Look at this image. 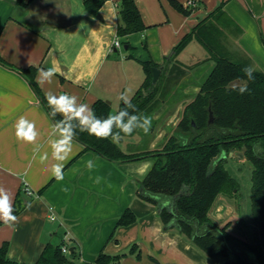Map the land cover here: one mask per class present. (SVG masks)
<instances>
[{
    "label": "crops",
    "instance_id": "crops-1",
    "mask_svg": "<svg viewBox=\"0 0 264 264\" xmlns=\"http://www.w3.org/2000/svg\"><path fill=\"white\" fill-rule=\"evenodd\" d=\"M23 1L0 0V57L11 65L0 63V187L12 197L13 207L18 192L24 204L16 222L1 220L0 246L7 242L8 257L28 264L35 263L48 244H62L85 262H95L104 252L126 253L118 264H214L192 239L171 224L166 226L155 203L140 197L139 182L152 168V158L112 161L74 139L64 162L63 180L52 176L51 165L56 161L48 141L54 138L55 120L21 69L36 68L35 81L44 97L48 91L67 93L92 109L98 100L111 105L117 101L119 108L120 94L127 91L131 99L145 80L140 62L153 60L162 66L223 0H196L199 5L190 14L177 9L171 0H135L147 28L126 36L118 35L120 0H107L98 14L87 10L85 0H58L56 4L40 0L33 7V0ZM177 1L187 7L191 0ZM224 10L229 20L222 52L264 72V0H226ZM28 15L41 25L28 22ZM116 40L122 45H114ZM204 53L191 41L178 60L190 65ZM49 67L57 73L52 83L39 84L38 70ZM199 89L190 85L185 93L197 94ZM193 97L162 120L171 104L165 101L153 114L157 123L161 121L156 131L143 136L136 130L123 136L120 147L128 152L161 147ZM21 116L34 121L40 133V153L35 159L34 145L15 137L14 125ZM45 152L49 158L40 163L39 155ZM89 160L94 164L91 169L86 166ZM127 209L136 215L135 222L118 226Z\"/></svg>",
    "mask_w": 264,
    "mask_h": 264
},
{
    "label": "trees",
    "instance_id": "trees-1",
    "mask_svg": "<svg viewBox=\"0 0 264 264\" xmlns=\"http://www.w3.org/2000/svg\"><path fill=\"white\" fill-rule=\"evenodd\" d=\"M106 1L85 0V6L91 13L98 14ZM23 2L19 0V3ZM171 2L185 14H190L199 5L196 0L187 7L177 0ZM225 3L226 0H223L216 10L200 21L174 48L172 54L164 59L162 66L153 60L140 62L146 77L131 98L137 109L133 114L153 118L154 112L170 97L159 96L161 85L163 81L179 78L182 65L179 64L178 55L191 41L197 42L214 61V65L202 74L203 81L198 93L185 104L177 126L161 147L128 152L119 143H113L111 138L98 139L79 131L75 140L82 143L85 149L93 150L112 161L152 158V168L139 182L140 197L155 203L166 226L171 224L192 239L213 259L214 264H264V72L254 70V79L249 80L244 72L249 66L230 59L222 52L225 24L229 20L224 10ZM118 16L119 36L143 32L147 28L135 0H120ZM0 63L11 66L1 57ZM160 66L161 75L153 83L152 69ZM172 68L175 75H168ZM21 71L30 79L50 112L35 81L36 68ZM236 80L241 83L235 84ZM243 86L247 87V91L241 94L239 88ZM123 107L122 101L117 112ZM93 110L97 117L106 118L112 114V105L105 100H98ZM210 113L214 117L212 122ZM59 119L61 117L58 114L55 120ZM156 125V120L152 119L148 134L137 131L148 136L154 133ZM231 150L243 152L253 164L252 242L227 231L226 226L220 229L210 214L217 198L230 194L237 186L222 157L223 152L229 153ZM14 209L16 216L24 209L21 192L16 196ZM135 220L134 212L127 209L118 226L130 225ZM2 223L0 220V225ZM8 248L7 242L0 246V264H28L10 259ZM232 251L234 257L227 261ZM69 254L63 252L62 244H48L39 259L32 264H118L127 255L102 252L95 262H85L79 260L76 251Z\"/></svg>",
    "mask_w": 264,
    "mask_h": 264
},
{
    "label": "clouds",
    "instance_id": "clouds-1",
    "mask_svg": "<svg viewBox=\"0 0 264 264\" xmlns=\"http://www.w3.org/2000/svg\"><path fill=\"white\" fill-rule=\"evenodd\" d=\"M117 47L119 44L117 43ZM254 69L246 67L245 75L249 80L254 79L252 73ZM56 69L49 67L38 70L39 84L52 83L56 76ZM247 91V87L239 88V92L243 94ZM47 106L50 109L49 115L55 120L59 114L61 119L55 120L52 127V136L48 144L51 148V158L56 161L51 165V174L57 180H63V169L65 161L68 160L73 147V140L77 136L78 131L87 132L90 136L98 139H109L113 143H118L123 136H129L136 130H142L144 134H148L152 126V117L147 115L133 114L137 111L136 106L131 102L128 92L120 94L119 99L123 101L124 107L116 114H109L106 118L96 116L94 110L86 103H78V97L67 93L57 95L52 91L45 93ZM131 110V111H129ZM15 137L17 141L34 145L33 158L40 153V145L37 144L40 133L37 131L34 121L21 116L16 124ZM123 134V136H122ZM48 153L39 155L40 163L48 160ZM89 169L94 167L93 161L89 160L86 165ZM99 182V178H97ZM27 183V181H25ZM30 207V203L27 205ZM12 197L3 188L0 187V220L5 224H11L17 221L14 214Z\"/></svg>",
    "mask_w": 264,
    "mask_h": 264
},
{
    "label": "rangeland",
    "instance_id": "rangeland-1",
    "mask_svg": "<svg viewBox=\"0 0 264 264\" xmlns=\"http://www.w3.org/2000/svg\"><path fill=\"white\" fill-rule=\"evenodd\" d=\"M37 2L38 4L41 3L40 0H33L31 7ZM50 2L56 4L58 0H50ZM31 9L32 13L36 14V11L33 10V8ZM194 61L195 62L190 65L180 62L179 64L182 65V73L179 78H171L170 80L163 81L160 91L161 94L159 96H170L167 101L171 104L168 112H166L162 120L166 119L169 115L172 116L175 113L174 111L176 108L180 106L184 100L196 95L195 93H185L186 88L190 85L199 86L203 81V77H201L202 74L214 65V61L211 60L206 52L202 56H198ZM175 73L176 72L172 68L168 75H175ZM234 83L239 84L241 81L236 80ZM117 108L118 102L115 101L112 103L111 113L115 114ZM160 122L161 121L157 123L158 125H156L155 131ZM240 154L241 152L233 150L229 153L223 152L222 157L225 160V167L230 175L237 181V186L230 194L220 195L217 198L212 206L210 214L220 229L226 226L227 231L238 235L246 241L252 242L254 232L251 204V176L253 164L248 157H241Z\"/></svg>",
    "mask_w": 264,
    "mask_h": 264
},
{
    "label": "water",
    "instance_id": "water-1",
    "mask_svg": "<svg viewBox=\"0 0 264 264\" xmlns=\"http://www.w3.org/2000/svg\"><path fill=\"white\" fill-rule=\"evenodd\" d=\"M26 20L34 25L40 26L42 22H40L37 18H35L32 15H28ZM127 48V46H126ZM153 83H156L161 75L162 72V67H153ZM214 120L213 114L210 113V122ZM240 156H244L243 152H241ZM234 257V251L230 253L229 258H227V261H231Z\"/></svg>",
    "mask_w": 264,
    "mask_h": 264
},
{
    "label": "built area",
    "instance_id": "built-area-1",
    "mask_svg": "<svg viewBox=\"0 0 264 264\" xmlns=\"http://www.w3.org/2000/svg\"><path fill=\"white\" fill-rule=\"evenodd\" d=\"M192 2H193V0H191V1H190V4H191ZM117 43L119 44V46H121V45H122V44H121V43H120L118 40H116V41L114 42V45H116V46H117ZM27 192H28L29 194H30V193H32L30 189H27ZM50 217H51V219H52V220H54V219H55V217H54V215H53V214H51V216H50ZM63 252H64V253H66V254H67V253H69V249H68V247H66V246H63Z\"/></svg>",
    "mask_w": 264,
    "mask_h": 264
}]
</instances>
